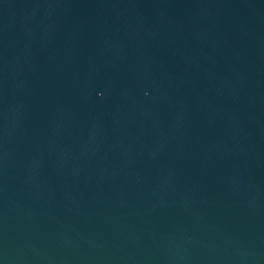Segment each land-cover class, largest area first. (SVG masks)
I'll return each instance as SVG.
<instances>
[{"label": "water", "instance_id": "water-1", "mask_svg": "<svg viewBox=\"0 0 264 264\" xmlns=\"http://www.w3.org/2000/svg\"><path fill=\"white\" fill-rule=\"evenodd\" d=\"M0 264H264V0H0Z\"/></svg>", "mask_w": 264, "mask_h": 264}]
</instances>
